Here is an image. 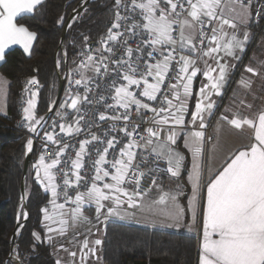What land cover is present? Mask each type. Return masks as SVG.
Instances as JSON below:
<instances>
[{"label":"snow or ice","instance_id":"6c2138e0","mask_svg":"<svg viewBox=\"0 0 264 264\" xmlns=\"http://www.w3.org/2000/svg\"><path fill=\"white\" fill-rule=\"evenodd\" d=\"M43 3L44 0H0V61L5 59V50L11 45H21L25 53L31 54L37 34L16 21L26 14H33ZM250 4L251 0L248 3L245 0H230L228 4L225 0H115L114 22L100 43L103 51L113 55V47L109 45L119 43L124 46L125 55L119 60H111L115 67L109 72V65L105 63L108 57L101 56L99 60H94L90 54L91 49L89 54L81 53L84 59L69 73V77L75 72L80 78H70L69 83L83 85L84 94L81 96L79 92L73 93L69 89L68 98L62 107L79 113L81 103H91L88 98L91 89L88 85L95 79V75L101 74L103 68V74L115 78L109 85V90L113 93L110 97L113 103H107L104 96H100L97 101H103L106 109L99 114V120L124 121L125 126L119 131L123 132L127 143L117 151L120 141L115 136L104 141L91 134V139L81 140L75 159L71 160V175L74 180L69 179L68 171L63 173V203H57L61 185L56 183L53 170L61 163L60 157L69 145L60 147L55 153L56 158L50 162H46L44 154L39 156L33 165L35 179L45 191L51 193L53 199L49 203L53 213L60 217L56 221L47 208L41 210L43 220L50 222L45 225L49 233L63 235L70 222L72 225L89 222V217L83 214L85 204L95 205L97 221L104 214L102 210L105 208V221L109 217L127 218V214H121L122 206L127 204L130 208L137 207L140 199L151 187H160L154 177L150 189L140 191V181L144 173L136 162V149L149 150L158 160H165L167 168L164 170L171 177L178 178L185 157L174 146L183 133L184 146L193 155V170L189 174L192 186L189 208L194 221L198 214L202 216L199 264H264V107L252 116L243 114L239 109L232 113L231 119L222 113L219 119L233 128L251 130L249 143L240 145L231 152L221 166L222 170L209 173L206 184L202 182L203 171L200 163L205 140L204 129L207 127L206 117L213 115L216 107L213 96L222 95L229 72L234 67L227 58L238 60V52L244 51L245 43L249 39L247 31L243 32L242 38L238 33L240 26L248 24L251 16ZM256 15L259 17L261 13ZM122 21L126 32L119 31ZM58 23H63V17ZM125 35L129 38L141 37L135 49L127 46V39L121 41L120 38ZM87 39L85 37V41ZM146 48L150 50L147 51L145 59L143 53ZM134 52L140 53L135 61L132 59ZM141 60L143 64L140 63ZM201 61L203 68L197 66ZM245 70L256 73V69L252 67H246ZM89 72L93 75H89ZM198 73H202L208 83H203L199 88L194 111L190 113L191 120L186 122L185 114L193 96V81ZM38 83L35 77L27 81L24 92H30L31 98L23 108V119L27 122L29 131L37 134V126L43 127L45 117H35V97L38 93L31 91L30 86ZM239 83L243 88L251 87L250 79L242 77ZM145 99L148 102L159 101L161 106L152 107L150 103L144 102ZM240 104L252 109V105H245L243 100ZM119 109L123 112L118 111ZM133 109L140 118L143 117L144 110L153 113L152 126L144 130L146 135L138 131L139 125L133 124L129 130ZM51 110L50 107L49 111ZM107 110L117 114L108 115ZM64 115L66 113L57 112V116ZM81 120L83 116H79L74 124H59V132L66 135L79 134ZM51 127L53 131H46L44 139L58 144L60 141L54 135L56 123L53 122ZM93 142L106 146L102 151L96 149L98 158L92 162L94 173L89 183L80 173L84 168V157L90 155L88 146ZM26 147L28 152L32 151L31 138L27 140ZM44 147L47 149V144ZM110 150L115 154L113 160L107 158ZM126 182L134 183L135 190L129 192L123 187ZM82 183L88 184L85 191H77L74 198L68 195L70 187L79 188ZM204 188L206 196L201 195ZM182 194L178 185L175 192L161 190L158 199L154 201L156 205L165 206L160 210L162 214L177 221V224L169 226L178 225L183 209L177 204V200ZM202 200L205 203L202 204ZM70 204H75V207H66ZM24 217L27 218L26 212ZM57 223V228L51 226ZM33 235L40 239L38 234ZM48 239L51 240L52 236ZM102 243L101 239H95L90 246V241L85 237L80 248L81 264H85L89 256L98 261L100 257L97 255V246ZM69 255L76 257L77 253L70 252ZM56 264H61L60 260Z\"/></svg>","mask_w":264,"mask_h":264},{"label":"trees","instance_id":"16d2710c","mask_svg":"<svg viewBox=\"0 0 264 264\" xmlns=\"http://www.w3.org/2000/svg\"><path fill=\"white\" fill-rule=\"evenodd\" d=\"M80 2L44 0L33 14L17 18V23L36 32L37 39L33 42L30 55L19 48H12L5 53V59L0 64V74L9 81L7 113L0 115V264H13L9 256L10 238L16 223L22 221L24 212L23 206H20V182L27 136L14 127L20 115L17 96L25 83L35 77L40 84L35 117L47 112L57 89L54 56L63 25ZM115 11V0H93L88 3L65 33L62 48L66 57L63 58L58 52L60 70L78 50L84 48L85 37L94 42L107 34ZM61 17L63 23H58ZM253 27L256 32V27ZM38 155L35 145L25 177L27 219L15 240L19 264H56L42 223L41 210L49 201V195L35 179L33 165ZM34 233L40 239H36ZM102 264H197L196 239L181 232L110 221L104 230Z\"/></svg>","mask_w":264,"mask_h":264},{"label":"built area","instance_id":"2783aa9c","mask_svg":"<svg viewBox=\"0 0 264 264\" xmlns=\"http://www.w3.org/2000/svg\"><path fill=\"white\" fill-rule=\"evenodd\" d=\"M245 3H248V0H245ZM250 10H251V16H250V24L254 25L256 27V33H258L262 27L264 26V0H251L250 4ZM257 13H261L259 17H257ZM123 14V11H122ZM114 22V21H113ZM131 23V21H129ZM122 27L119 29L121 32H126V27L124 26V22H121ZM112 26V25H111ZM116 31V29H114ZM107 35V34H106ZM106 35L102 36L106 37ZM101 38L97 41H94L91 43V41H85L84 48L78 50L76 54L70 59L68 63V67L60 70V61L57 55V60L55 62V67L57 70L63 73L64 76V85H63V93L62 97L67 95L69 89L73 93L79 92L81 96L84 94V86H76L74 83L70 85L69 79L72 80L79 79V75H77L75 72H72L71 77H69L70 70L75 69L77 65L80 64L81 60L84 59V57L81 55V53L89 54V49H91L90 54L93 55L94 60H99L101 56L108 57V59L105 61V63H108L109 65V72H111V69L115 67V65L111 64V60H119L121 56L125 55L124 46L121 44L116 45H109L113 47V55L112 53H108L106 51H103V46L100 43ZM146 38V37H145ZM121 41L127 39L128 44L127 46L132 47L135 49L138 46L139 40L141 37H134L129 38L127 35L120 38ZM97 49H100L101 51H97ZM150 49L144 50V58H147V51ZM60 54L63 58L66 57L65 50L61 47ZM140 55V53H133V60L135 61L136 56ZM59 62V66H58ZM141 64H143V60L140 61ZM175 69V66H173ZM143 69H141L142 71ZM114 76H108L103 74V68L101 69V74L95 75V79L89 83V88L91 91L88 93V98L91 103H81L79 105L80 111L77 113L75 110H63L60 111L62 114L66 113V115L57 116V111L54 109L50 114L44 115L45 121L42 122L43 127L40 125L37 126L38 128V134H34V146H37L39 155L44 154L46 156V161L50 162L51 159L56 158L55 153L62 147L64 144L69 145V147L65 150V153L60 157L61 163L56 166V169H54V173L56 174V183L58 185H61V187L58 189L60 195L57 198V203H63L64 202V188H63V179L64 175L63 173L65 171L69 172V179L74 180V176L71 175V160L75 159V154L79 150V144L81 140L84 139H91V134H95L96 136L100 137L101 140L106 141L107 139L111 138L112 136H115L117 140L120 141V144L117 145V151L120 147L123 146V144L127 143V138L124 136L123 132H120L119 129L124 128L125 122L124 121H116L113 122L111 120L106 121H100L99 120V114L101 112H105L106 109L104 107V102H97L99 101L100 96H104L106 98V102L111 104L113 101L110 99L112 96V92L109 90V85L112 82V79H114ZM119 82V81H117ZM174 82V81H172ZM27 83V82H26ZM26 83L24 85V88L26 86ZM24 88L18 93L17 96V106L19 109L20 115L16 118L14 127L17 131H19L22 134H25L27 136V140L32 135V132L29 131V128L27 126V122L23 119V108L27 106V100L31 98L30 92L25 93ZM31 91H37L39 93L40 91V84L38 85H31L30 86ZM37 96L35 97L36 100ZM144 102H148L146 99ZM151 104L152 107H160L161 104L159 101L157 102H148ZM118 111L123 112L122 109H119ZM35 114V109H34ZM108 115H115L116 112H113L111 110H107ZM79 116H83V120L80 121V127L81 132L79 134L73 133L72 135H66L65 133L59 132V124L64 123L65 125L75 122L76 119H78ZM153 116V113L147 110L143 111V117H138L136 111L133 109L131 112V121L129 123V130H131V126L133 124L139 125L138 131L142 135H146L144 130L148 127H151V117ZM37 118V117H36ZM53 122L56 123V128L54 135L56 136V139L60 141V143H53V142H47L44 139V133L46 131H53L51 125ZM89 125H91L89 127ZM107 133V135H105ZM26 140V143H27ZM213 140V136L210 134L208 129L206 130L205 135V141L210 142ZM25 143V144H26ZM47 144V149H45L44 145ZM106 146L105 144H100L93 142V144L88 146V152L90 153L89 156L84 157V168L81 170V175L85 177L87 181H91V176L94 173V169L92 167V162L97 159L96 149H100L102 151L103 147ZM137 151V163L139 164L140 171L144 173V175L141 177L140 181V191L149 190L150 186L152 185V180L155 177L156 183L158 181H161V179L164 176L170 175L167 171L164 169L167 168V163L165 160H158L156 155L154 153H151L149 150H143V149H136ZM109 160H113L115 158V154L112 152V150L109 151V155L107 157ZM143 158V160H142ZM111 170V169H110ZM107 179V178H106ZM88 184L82 183L79 188L76 187H70L68 189V195L75 197V194L77 191L83 192L86 190ZM123 187L130 190V192L135 190V184L134 183H125ZM154 188L151 187V189L148 192H150ZM48 201L44 208H51L52 205ZM74 204L68 205V207H72Z\"/></svg>","mask_w":264,"mask_h":264},{"label":"crops","instance_id":"0c3cea01","mask_svg":"<svg viewBox=\"0 0 264 264\" xmlns=\"http://www.w3.org/2000/svg\"><path fill=\"white\" fill-rule=\"evenodd\" d=\"M249 11L251 13L250 7H249ZM253 26L254 25L250 24V19H249L245 30L241 32V38H242L243 32L247 31L249 34V39L245 43L244 51L238 52L240 58L238 60L232 59L230 57L227 58L229 64L234 65V67L229 72L228 80L222 89V95L213 96V99L216 100V107L213 110V115L206 117L207 120L212 119V117L216 113V110L218 109L219 112L221 110H224V114H227L231 119L232 113L237 111L238 109L241 112H243V114L252 116L254 113L258 112L261 109V107H264V26L258 33L255 32ZM12 48H19L24 52L23 47L21 45H11L8 49L5 50V53ZM209 62L212 63V61ZM1 63L2 61H0V64ZM68 66H69L68 63L65 62L64 68ZM197 66L203 68V62L202 61L198 62ZM246 67H252L256 69V73L255 74L248 73L245 70ZM88 74L93 75L92 72H89ZM242 77L251 80L250 88L246 89L240 85L239 82ZM203 83H208V81L206 80V78L203 77L202 73H198V76L194 78L193 81V96L189 100L188 112L185 114L186 122L191 120L190 113L191 111H194V106L196 99L198 97L199 88L202 86ZM8 86H9V81L3 75L0 74V115H5L7 113ZM241 100L245 102V105L251 104L252 109L249 110L247 107L242 106L240 104ZM61 101L62 102L65 101L63 100L62 96H61ZM226 109H231V111L226 112L225 111ZM189 127L191 126L189 125ZM229 129H231V132L227 134V138H226V141H228L227 143L228 151L225 152L224 155H221V158H218L219 161L213 158L214 163H217V166L214 165L211 166L212 173H216L218 170H222L221 166L224 164L225 159L238 146L249 143V137L251 136L250 129L245 128L243 130H237L230 125H229ZM174 147L176 148L177 151L182 153L184 157H186L185 155H188L189 158L190 156H192V152L184 146L183 133H181V135L178 137L177 143ZM218 153L219 151L216 152L214 155H217ZM39 156L40 155H38L37 160ZM219 162L222 163L220 164ZM184 168H185V161H184V166L181 170V175L178 178L171 177V175L164 176L157 185L161 187L160 189H163V192H175L177 190L174 185L175 181L181 178L185 182L188 169L187 166L185 169ZM183 172L184 174L182 176ZM158 189L159 188L154 186V188L151 190V193H153V197L146 194L143 198L140 199L141 200L140 204L136 208L141 207V205L144 206L145 211L149 216L150 215L149 213H151L150 211L155 209L154 201L157 198L156 194H158ZM186 191L187 190L185 188L184 193ZM47 193L49 195V201L52 200L53 198L51 196V193L50 192ZM201 195L206 196V188H204ZM185 199H186L185 194L178 196L177 204L183 209V212L181 213L177 226H169V225L177 224V221L168 218L164 214H162L160 222L158 223L160 225H155L157 223L154 224L151 223L154 219L153 217H149L146 218L147 219L146 223H143L144 221H142V223H140L141 225L138 226L145 227L148 229H159L170 232H181L186 235L194 236L197 244V264H199V253H200L199 246L202 239V216L198 214L194 221L192 217V210L189 208V204L187 205L185 203ZM201 203L203 204L205 203V201L202 200ZM74 207L75 204L70 208H74ZM48 210L49 213L53 215L54 220L58 221L60 219L59 216H56L53 213L52 207L49 208ZM83 214L84 215L86 214L85 216L89 217V222H77L75 225H72L70 222L67 231L63 235L49 233L45 225L46 223H50V222H45L44 220L42 221L43 227L46 232L47 241L51 246V253L55 258L56 262L57 260H60L61 264H81L82 253L80 251V248L85 237H87L88 240L90 241V246H91V241H94L95 239H101L103 241L105 226L108 222L105 223L102 222V216H100L99 221H97L94 204H85L83 206ZM51 226L57 228L58 223L51 224ZM158 226H160L161 228H158ZM50 235L52 236L51 240L48 239ZM61 245H63V247H61ZM102 248H103V243L102 245L97 246V255L99 257L102 256ZM84 251H87V249H85ZM70 252H76L77 253L76 257H71L69 255ZM95 263L100 264V259L97 261L94 257L89 256L88 259L85 261V264H95Z\"/></svg>","mask_w":264,"mask_h":264},{"label":"rangeland","instance_id":"374dc122","mask_svg":"<svg viewBox=\"0 0 264 264\" xmlns=\"http://www.w3.org/2000/svg\"><path fill=\"white\" fill-rule=\"evenodd\" d=\"M225 3L226 4L230 3V0H225ZM237 10H239V9H237ZM245 28H246V26H240V32H239L240 37H241V32L243 30H245ZM67 98H68L67 95L63 96V100H66ZM63 103L64 102H62L61 98H60L59 106L56 108L57 112L70 109V108H63L62 107ZM222 113L224 114V110H221L219 112V109H218V110H216V113L214 114L212 119H210V120L206 119L207 127L204 129L205 135H206V130L208 129L210 134L213 136V140L210 142H207V143H206V141L204 142V144H203V156L200 158V163L202 165V171H203V181L202 182L204 184L208 181L209 173H212L211 166H213V165L217 166V163H214L213 158L215 160L219 161L218 158H221V155H224L225 152L228 151V148H227L228 141H226V138H227V134L231 132V129H229V125L226 122L219 119V117ZM218 151H219V153L217 155H214ZM185 156L186 157H185L184 161L187 162V169H188L185 182L183 181V179L180 178V179H177V181H175L174 185H175L176 189H177V186L179 185V191L186 195L185 203L188 205L190 197L192 196V186H191V181L189 180V174L193 170V155L190 156V158L188 157V155H185ZM219 163L221 164L222 162H219ZM181 181L184 182V185L182 184ZM159 182L160 181H158L156 184H158ZM160 188L161 187H159V189H158V194H156V197H157L156 200L158 199L159 195L161 194V190L163 191V189H160ZM185 188L187 191L184 193ZM128 191L130 192V190H128ZM26 194H27V191H26ZM26 194H25V196H26ZM147 194L153 197V193H151V191H150V193L148 192ZM177 203H178V200H177ZM89 207H91V206H89ZM163 207H165V206L154 204L155 209L151 210L150 211L151 213H149L150 215L148 216L147 212L145 211L144 206L141 205V207H138V208H136V207L130 208L127 206V204H125L121 208V214L122 215L127 214V218L120 219L118 217H109L107 219V221H105V219H104V215H106V213H107V210L105 208L103 210L104 214L101 215L102 216V222L105 223V222H110V221H116V222L127 223V224H132V225L138 226V225H141L140 223H142V221H144L143 223H146V221H147L146 218L153 217L154 220L151 223H153V224L157 223L155 225H160V224H158L160 222V219L162 216V213L160 210ZM158 228H161V227L158 226ZM12 252L15 255L16 259L20 260L18 253H17V245L15 244V242L12 246ZM16 253H17V255H16ZM95 264H97V263H95ZM100 264H102V256H100Z\"/></svg>","mask_w":264,"mask_h":264},{"label":"water","instance_id":"95a60500","mask_svg":"<svg viewBox=\"0 0 264 264\" xmlns=\"http://www.w3.org/2000/svg\"><path fill=\"white\" fill-rule=\"evenodd\" d=\"M93 0H81L80 5L77 6L76 8H74L68 15L64 25H63V29H62V33L59 39V45H58V49L55 52V56H54V60L56 62L57 60V55L58 52L60 51L62 44H63V40L65 37V33L67 31V29L69 28L68 25L72 24L74 22V20L76 19V17L78 16V14L83 11L85 9V7L88 5L89 2H91ZM73 17H75V19L73 20ZM93 43V42H91ZM63 85H64V76L63 73L60 72L59 70H57V89H56V94L54 97V100L52 101V103L50 104L49 108L51 107V111H49V108L47 110L46 113L42 114L41 116H38L37 118L43 117L44 115L50 114L55 106L57 105V103L60 101V98L62 96L63 93ZM33 148H34V141H33ZM32 148V150H33ZM32 152V151H31ZM31 152L27 151L26 148V144H25V155H24V159H23V164H22V174H21V182H20V206H23L24 209V213H27L26 210V199H27V194H26V189H25V177L27 174V170H28V165L31 159ZM182 184L184 185V183L182 182ZM26 194V196H25ZM27 218H25L23 216L22 221L19 223V221L16 223L14 230L12 232L11 238H10V252H11V248L16 240V237L19 235V232L21 230V228L23 227L25 221ZM20 226V227H19ZM19 228V232L17 234ZM10 256V253H9ZM8 256V258H9Z\"/></svg>","mask_w":264,"mask_h":264},{"label":"bare ground","instance_id":"6f19581e","mask_svg":"<svg viewBox=\"0 0 264 264\" xmlns=\"http://www.w3.org/2000/svg\"><path fill=\"white\" fill-rule=\"evenodd\" d=\"M34 134L35 133H32V135L29 137V139L31 138L32 140L34 139ZM27 144V143H26ZM27 148V147H26ZM20 227V226H19ZM19 232V228H18V231H17V234ZM10 257H11V261L13 262V264H19L18 260L16 259L15 255L13 254L12 250L10 252Z\"/></svg>","mask_w":264,"mask_h":264}]
</instances>
